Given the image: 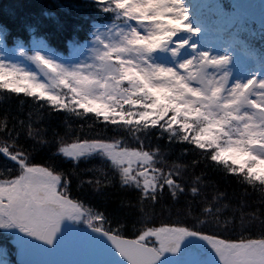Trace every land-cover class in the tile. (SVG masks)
<instances>
[{"label": "snow or ice", "instance_id": "snow-or-ice-1", "mask_svg": "<svg viewBox=\"0 0 264 264\" xmlns=\"http://www.w3.org/2000/svg\"><path fill=\"white\" fill-rule=\"evenodd\" d=\"M96 3L115 13L119 24L96 34L99 46L91 50V63L67 67L52 58L51 49L27 57L39 75L0 62V89L24 93L36 109L25 119L5 113L0 124V158L5 161L0 229L18 230L15 242L21 264H162L167 254H180L188 240L211 245L218 264H264V228L261 238L243 236L256 221L264 226V61L246 81L234 78L229 67L233 56L227 49L213 54L183 37L185 23L193 36L205 31L200 21L182 15L189 11L186 0ZM165 11L182 18L165 23ZM217 15L223 25L236 22L235 14L222 7ZM33 44L37 49L47 47L42 40ZM188 47L195 55L175 66L157 60L158 52L177 58ZM46 113L69 119L61 127ZM174 145H183L184 150L190 146L204 160L232 173V180L251 187L253 193L258 190V205L245 200L231 222L221 221L223 206L207 197L205 176L197 174L200 159L189 160V152L182 151L185 163L171 162ZM34 153L47 158L41 160ZM81 172L92 178L85 182ZM78 182L97 189L118 186L127 194L134 191L143 208L172 202L178 206L177 219L157 227L148 211L134 213L132 219L110 218L72 195ZM194 212L204 227L187 226L186 217ZM235 213L243 229L239 237L233 234L234 227L229 228L236 223ZM201 216L210 217L215 227ZM66 222L86 225L88 231H69L58 240ZM225 232L229 234L224 236ZM89 233L107 241L120 260L108 258L96 247L102 241ZM130 235L135 238H125ZM29 245L55 255L41 257ZM90 254L104 258H81Z\"/></svg>", "mask_w": 264, "mask_h": 264}, {"label": "trees", "instance_id": "trees-1", "mask_svg": "<svg viewBox=\"0 0 264 264\" xmlns=\"http://www.w3.org/2000/svg\"><path fill=\"white\" fill-rule=\"evenodd\" d=\"M114 20V13L103 11L101 7L97 6L96 0H0V24L7 25L11 29V33L9 34L6 29L0 28L1 40L8 48L17 45L29 47L33 39L42 40L53 52L67 56L71 46L87 40L97 25ZM202 22H206L208 28L213 31H217L219 27H223L215 21L208 22V18H203ZM260 34H262L261 31ZM240 38H244V41L232 35L231 45L237 46L238 44L246 43L247 46H254L249 45L245 39L255 41L256 45L257 42L262 43L259 36L255 40L245 38V35ZM31 101L32 98L27 97L24 93L11 94L7 89H0V124L3 123L5 113H10L19 119L27 118L29 112L35 113L36 109ZM46 115L52 117L54 125L58 124L61 127L65 126L63 121L69 119L67 116L57 117L54 113H46ZM71 120L72 126L76 127L75 118L73 117ZM88 123H91V120ZM2 140L3 137H0V141ZM162 147L165 146L162 145ZM153 151H155V148H153ZM165 151L167 152L168 150L165 148ZM182 151L185 153L186 151L189 152V160L192 157L200 159L201 167L197 168V174L205 176L204 184L206 185L205 192L207 197L223 206L222 214L219 217L221 221L227 220L231 222L234 210L238 206H242L245 200L250 206L258 205V190L253 193L251 187L240 185L238 181L232 180L230 178L233 175L232 173H226L224 167L212 165L209 161L204 160L203 154L192 150L190 146L187 150H184L183 145H174L172 152L169 153L172 156L171 162L177 164L185 163L181 157ZM34 155H37L41 160L47 158V154L34 153ZM4 171L5 161L3 158H0V178H3ZM80 175L83 176L85 182L92 178L83 172ZM72 195L84 203L86 207L104 213L110 218L128 216L132 219L135 218L134 213L138 214L141 211H148L151 214V218L157 221L154 226H160L161 222L168 219H172L173 221L177 219L175 212L178 206L174 203L165 200L154 209L150 207L143 208L142 205H137V197L134 191H130V194H127L122 192L118 186L100 187L97 189L94 186L78 182L72 189ZM198 215V213L194 212L193 216L186 217L188 227L198 229L205 226L195 219ZM235 215L237 216L236 223L229 225V228L234 227L235 232L233 234L239 237L243 229L239 226V213H235ZM200 219L208 220L215 227V222L211 221L210 217L201 216ZM109 225L115 227V225L111 224V220H109ZM79 226L82 225L79 224ZM249 227H251L250 231L243 232L245 238H261L260 232L264 226L261 225L260 221H256L254 227ZM219 230L223 231V225H221ZM228 234V232H225L224 236ZM224 236H221V238H224ZM126 238L133 239L135 237L130 235L126 236ZM9 242L10 238L0 229V252H2V259L6 255L10 259L13 258V256L9 255L12 253Z\"/></svg>", "mask_w": 264, "mask_h": 264}, {"label": "rangeland", "instance_id": "rangeland-1", "mask_svg": "<svg viewBox=\"0 0 264 264\" xmlns=\"http://www.w3.org/2000/svg\"><path fill=\"white\" fill-rule=\"evenodd\" d=\"M184 7L188 8L189 11L182 15H188L193 21H200L205 28V31L200 36H193L189 33L188 24L185 23L182 29L184 38L191 37L193 44L199 45L202 50L210 49L213 54H224L227 49L228 53L233 56V63L229 67L233 70L234 78L246 81L253 72L259 70L260 62L264 61V0H186ZM218 7H222L225 12L230 14L234 13L236 22L231 26L223 25L220 17L217 15ZM182 15L177 17L175 11H165L163 13V22L167 23L173 18H182ZM114 16V21L97 25L87 40L71 46L67 56L52 51L54 53L52 58L67 67H72L82 62L91 63V50L99 46L96 43V34L98 32L107 33L112 29L114 24H119L115 13ZM203 18H208V22L215 21L217 24H221L225 30L223 29V32L219 31L223 27H219L217 31L209 29L206 25L207 23L202 22ZM197 26H199V23H197ZM260 31L262 34H260ZM232 32H234V34H232ZM232 35L242 40L244 38L240 37L243 35H245V38H252L254 40L259 36L262 43L257 42L256 45L255 41L253 42L249 39H245L248 41L249 45L254 46H247L246 43L232 46ZM1 39L0 36V62L16 64L26 70L36 72L38 75L40 74L37 65L27 57L33 55L36 50L47 53V49H50L47 45L45 49H37L34 47L33 39L29 47L17 45L8 48ZM21 52L27 53V56H21ZM194 55L195 52L193 49L188 47L182 49L180 56L177 58H173L170 53L158 52L157 60L158 62L166 63L168 66H175L178 61L191 58ZM162 56H167V60H161ZM261 74L264 75V73ZM43 82L47 83V81ZM133 167H136V165L134 164ZM80 225L86 226L83 224ZM1 230L10 238L9 246L11 247L10 251L12 253L9 255L13 256V258L10 259L6 255V257L2 259V252H0V260H3L4 264H15V252L18 247L15 240L18 230ZM165 258L169 264H189V262H192V264H218V257L214 249H212L211 245L203 241L188 240L185 242L180 254L174 255L169 253Z\"/></svg>", "mask_w": 264, "mask_h": 264}, {"label": "water", "instance_id": "water-1", "mask_svg": "<svg viewBox=\"0 0 264 264\" xmlns=\"http://www.w3.org/2000/svg\"><path fill=\"white\" fill-rule=\"evenodd\" d=\"M69 231H79V232H87V228H83V227H79L75 224H71L69 222H66L65 225H64V231L61 235V237L58 238V240H62L64 235H66ZM90 236H92L93 238L97 239V240H100L102 241V244H97L96 247L101 249L107 256L108 258L112 259V260H120V257L119 255L115 252L114 249L111 248V245L108 244L107 241H103V238H99V237H95V234H91L89 233ZM130 239V238H128ZM27 248L30 250V251H38V254L39 256L41 257H48V258H51L53 257L55 254L52 253L50 250H47L46 248H42L40 250H36V249H33L31 245L27 246ZM110 250V252H109ZM81 258H86V259H102L104 257H101V256H95V255H86L84 257H81ZM15 261L17 264H21V259H20V251H19V248L17 247V250H16V255H15ZM121 264H127V262H123L121 261ZM162 264H169L167 259L164 258Z\"/></svg>", "mask_w": 264, "mask_h": 264}, {"label": "clouds", "instance_id": "clouds-1", "mask_svg": "<svg viewBox=\"0 0 264 264\" xmlns=\"http://www.w3.org/2000/svg\"><path fill=\"white\" fill-rule=\"evenodd\" d=\"M0 28H2V29H6V30L9 32V34L11 33V29H9V28L7 27V25L0 24ZM157 227H158V226H157Z\"/></svg>", "mask_w": 264, "mask_h": 264}]
</instances>
